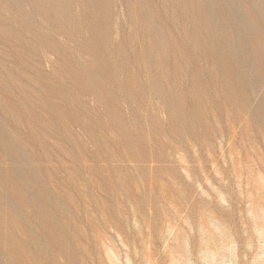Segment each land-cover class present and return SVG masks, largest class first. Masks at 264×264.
<instances>
[{
  "label": "rangeland",
  "instance_id": "1",
  "mask_svg": "<svg viewBox=\"0 0 264 264\" xmlns=\"http://www.w3.org/2000/svg\"><path fill=\"white\" fill-rule=\"evenodd\" d=\"M0 264H264V0H0Z\"/></svg>",
  "mask_w": 264,
  "mask_h": 264
}]
</instances>
